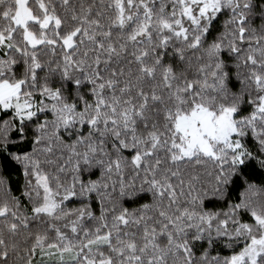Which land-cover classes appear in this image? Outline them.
<instances>
[{
  "label": "snow or ice",
  "instance_id": "1",
  "mask_svg": "<svg viewBox=\"0 0 264 264\" xmlns=\"http://www.w3.org/2000/svg\"><path fill=\"white\" fill-rule=\"evenodd\" d=\"M0 264H264V0H0Z\"/></svg>",
  "mask_w": 264,
  "mask_h": 264
}]
</instances>
